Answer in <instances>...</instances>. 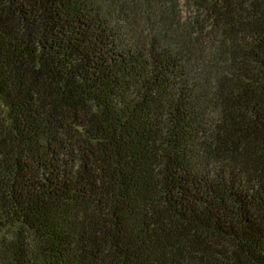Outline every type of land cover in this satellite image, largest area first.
Masks as SVG:
<instances>
[{"label": "trees", "instance_id": "trees-1", "mask_svg": "<svg viewBox=\"0 0 264 264\" xmlns=\"http://www.w3.org/2000/svg\"><path fill=\"white\" fill-rule=\"evenodd\" d=\"M0 264H264V0H0Z\"/></svg>", "mask_w": 264, "mask_h": 264}]
</instances>
